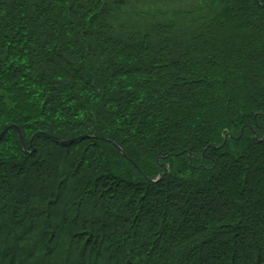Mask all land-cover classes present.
Segmentation results:
<instances>
[{
  "label": "trees",
  "instance_id": "obj_1",
  "mask_svg": "<svg viewBox=\"0 0 264 264\" xmlns=\"http://www.w3.org/2000/svg\"><path fill=\"white\" fill-rule=\"evenodd\" d=\"M263 135L264 0H0V264H264Z\"/></svg>",
  "mask_w": 264,
  "mask_h": 264
},
{
  "label": "water",
  "instance_id": "obj_2",
  "mask_svg": "<svg viewBox=\"0 0 264 264\" xmlns=\"http://www.w3.org/2000/svg\"><path fill=\"white\" fill-rule=\"evenodd\" d=\"M6 131V129L4 130V132ZM16 133H17V135L19 136L20 134H19V132H18V130H16ZM120 151V150H119Z\"/></svg>",
  "mask_w": 264,
  "mask_h": 264
}]
</instances>
